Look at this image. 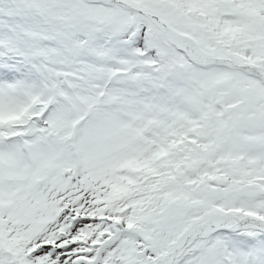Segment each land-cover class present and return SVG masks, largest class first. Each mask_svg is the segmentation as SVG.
I'll use <instances>...</instances> for the list:
<instances>
[{"label": "trees", "instance_id": "trees-1", "mask_svg": "<svg viewBox=\"0 0 264 264\" xmlns=\"http://www.w3.org/2000/svg\"><path fill=\"white\" fill-rule=\"evenodd\" d=\"M150 3L170 7L177 14L179 21L173 23L176 31L197 42L207 62H170L174 49L140 17L149 26L145 49L147 55L155 53V62L130 57L126 65H135L139 75L128 73L123 78L145 96L138 100L145 108L140 117L145 131L119 133L118 155L101 166L94 164V169L84 167L86 185L95 181L106 184L100 191L104 198L100 202L95 185L65 191L62 185L44 189L31 181L33 200L29 197L28 204L7 209L11 215L21 209L23 225L30 222L12 233H2L0 254L5 253L6 261L12 259L11 264H57L51 260V252L38 255L39 246L61 242L67 247L72 244L67 242L70 237L78 241L75 254L90 249L100 258L96 245H104L114 235L119 241L102 250L105 261L97 264L149 260L194 264L199 245L216 258L218 263L211 260V264H247L241 257H230L240 243H246L234 227L227 233H213L204 225L193 232L196 235L191 240L189 236L183 242L181 237L191 226L189 219L171 230L163 228L161 222L164 207L176 191V198L185 207L198 208V221L229 210L238 212L237 220L242 223L260 215L264 219V173L259 172L264 167V0H113L107 6L88 0H53L47 8L45 2L33 7L28 27L31 33L42 32L44 46L57 52L61 58L58 65L65 72L78 59L69 30L78 29L95 47L104 38L107 63L115 46H123L121 38L141 25L138 10H145ZM84 11L98 17L85 22ZM190 23L195 27L193 36ZM243 66L249 67L251 74ZM217 72L224 80L213 86ZM255 100L257 105L252 104ZM242 140L244 155L253 154V161L245 160L247 166L242 158L237 160ZM259 151L262 155H257ZM29 179L34 177L29 174L19 182L28 186ZM79 195L86 199L82 206L74 204ZM60 206L74 208L79 218L89 220L81 234H70L67 217L53 219ZM255 243L247 241L250 249Z\"/></svg>", "mask_w": 264, "mask_h": 264}, {"label": "rangeland", "instance_id": "rangeland-1", "mask_svg": "<svg viewBox=\"0 0 264 264\" xmlns=\"http://www.w3.org/2000/svg\"><path fill=\"white\" fill-rule=\"evenodd\" d=\"M153 6L149 7L150 10H154L156 13V20L157 23H160V27H162L165 31L169 32V36L171 40H175L172 38V33L170 31V28L165 23L169 24V20L173 17V13L169 11L167 8H156L154 4ZM143 12V11H142ZM161 21V22H160ZM166 33V32H165ZM177 47L182 48L178 43H175ZM19 56L17 52L12 53L10 55V58ZM24 65L29 71H33L31 68V64L28 61H24ZM2 70H5L2 68ZM34 72V71H33ZM36 75L35 78L28 79L30 81L29 84L25 83L23 74L22 79L20 81V87L10 92L9 96L6 97L4 94H0V126L4 121L9 122V128L11 131H18L22 132V134L26 133L27 131L31 132L34 130V128H47L49 130V127H47V119L48 114H51L50 109H46L49 102L53 101L57 94H59V97L57 100L60 101L62 104H66L67 106H73L77 110H82L86 104L87 100L81 101L73 96H71V92L66 85L60 84L57 85L55 89V79H53V73H48V70L41 73V78L37 76L36 72H34ZM40 80L42 81L41 84ZM34 87V91L30 92V88ZM118 89V88H117ZM111 97L105 99L104 107L112 112L114 114L110 115L109 113L106 115L108 119L103 116L102 119L98 115L100 113L98 112V108H94L93 112H96L98 115H93L91 117V121L88 123H85L83 126H81L80 131L78 130L76 132L77 139H80V145H78V162L74 161L70 157L69 152L65 154L60 147L57 152L52 151L50 148L53 147L50 145L49 149H43L39 147L40 143L36 142L37 137L39 139H43L44 136L40 133H35L29 137L27 141V145L25 144V139L22 140H14L11 144L7 143H0V179L5 176H10L13 170L11 169L12 164L14 163L16 154L20 155V152H23V150L34 157H39L38 161H42L46 163H50L51 165L58 166V169L60 170V173H62L63 177V187L66 188L67 184H70L71 186L77 185V182L79 183L78 179L81 177V169L84 167H91L93 169V165L95 163H98V165L101 163V165L108 161L109 157L114 158L117 154V145L119 144L118 140H115L113 137V132L110 131L109 127H113L115 130L120 126L118 124L124 123V121L121 120H113L112 118H120L122 117V113H127V111L121 112V106L117 103L119 100V92L114 91L111 89ZM37 102L38 107L34 108L32 111L30 108V104ZM253 105H257L258 101L255 100L252 102ZM131 107H137V111L141 108V106L134 105L133 103H129L128 105H125L123 107L124 110H129ZM92 113V110L90 111ZM135 112L124 114V118L127 121ZM35 115H41L42 120H40L43 123L42 127L34 125V123H30L27 126L23 125L22 123L17 124L18 122L24 121L26 117L30 119V116L33 117ZM90 115V114H89ZM116 121L117 126L113 125L111 126V122ZM98 122V123H97ZM33 125V127H32ZM51 126V124H48V126ZM53 128V126H51ZM2 131V130H1ZM45 131V130H44ZM51 131V130H50ZM8 131H5L2 133L3 135H6ZM245 141L242 140L240 143V146L237 151V156L242 157L243 166H247L245 163L246 159H251L253 161L252 155L249 157L247 155H244L245 150H241V146L243 145ZM19 143L21 146L14 144ZM53 145V144H52ZM54 148V147H53ZM236 148V147H235ZM234 148V149H235ZM261 154L262 152L259 151L257 155ZM118 155V154H117ZM256 161V159H255ZM39 163V162H36ZM260 163V162H259ZM258 163V164H259ZM76 166V167H73ZM69 170V171H68ZM34 172L37 171L36 169L33 170ZM69 172V173H68ZM41 171H38V174L40 175ZM38 175V176H39ZM79 177V178H78ZM42 180L39 182L41 184ZM30 188V187H28ZM177 191L173 198H171L164 207V214L161 222V226L167 230L173 229L177 224H179L181 221H186L187 219H190L192 217H195V213L197 212L198 208H190L185 207V203L181 201L180 198H176ZM178 199V200H177ZM222 213L216 215L215 217L206 216L203 221H200L199 223L191 222L192 226L188 229L186 233L182 236L183 238H190L194 237L196 234L193 233L194 231L198 230V226H201L205 222L208 224V231H210V228L213 229H220V226L218 224L220 222H223L227 219H233V216L230 217H219ZM252 221H249L248 223L251 224ZM252 225V224H251ZM215 226V227H213ZM253 226L255 224L253 223ZM182 238V239H183ZM82 257V256H81ZM77 258L75 257L74 260ZM213 259V258H212ZM261 259L264 261V253H261ZM209 257L205 255L204 257L200 256L197 264H209ZM214 261V260H213ZM89 261L87 264H90Z\"/></svg>", "mask_w": 264, "mask_h": 264}]
</instances>
